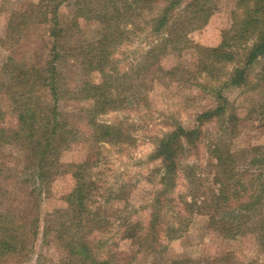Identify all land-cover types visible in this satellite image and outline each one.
Instances as JSON below:
<instances>
[{"label":"rangeland","instance_id":"rangeland-1","mask_svg":"<svg viewBox=\"0 0 264 264\" xmlns=\"http://www.w3.org/2000/svg\"><path fill=\"white\" fill-rule=\"evenodd\" d=\"M39 1L0 0V41L4 38L7 17ZM215 3L216 8L208 22L189 32L191 44L217 46L222 31L231 26L236 0H216ZM160 9L161 5H152L140 14L133 13L129 23L127 16L121 17L120 24L127 31L117 40L108 63L111 78L109 91L115 99L103 109L95 107L91 101L78 98L77 87L73 89L71 86L78 84L72 58L60 62L62 78L59 86L65 87L66 91L60 94L58 109L73 136L59 145L60 162L51 176L54 178L49 192H44L45 188L37 189L34 181L25 182L24 176L15 175L12 180L0 176V185L8 190L3 196L6 197L1 199L2 205L9 208L11 214L14 212L10 210L11 206L17 201H22L18 207L19 218L26 213L28 189L34 191L39 202V234L24 264H54L61 257L59 248L52 243V232L46 238L42 237L44 219L49 212L64 206L66 194L76 184L73 175L77 169L85 183L86 202L92 208H99L104 217L110 218L109 225L103 224L106 225L102 226L103 232L93 230L94 234L90 236L100 237L95 248L99 256L115 254L114 259L122 264H174L172 262L188 258L191 263L183 264H264V242H260L254 233L226 238L219 230L209 226L207 212L211 208L206 207L209 204L192 208L184 203V199L191 200L190 167L197 168V173H207L209 152L214 145H220L237 156L234 169L242 172L248 186L246 190L250 191L251 180L258 173V168L250 163L256 150L253 148L264 144V117L258 111L264 93L263 61L251 67L247 82L239 87L221 88L225 75L220 66L228 71L231 64L220 63L217 67L209 66L210 72L200 71L201 65H198L197 52L193 47L184 48L179 55L175 52L159 53L157 68L145 71L141 65L149 61V49L165 35L164 30L160 33L152 30L149 18ZM68 11L67 8L60 9L62 23L66 22ZM97 28L96 22H89L81 28L79 36L82 35L83 40L97 38ZM72 34L73 37L78 36L77 32ZM42 45L24 36L18 47L9 46L12 48L9 49L0 46V69L7 53L26 63L42 62L46 57ZM176 65L180 68L171 69ZM199 83L207 84V89L201 88ZM216 89H220L227 100L225 115L205 122L195 143L183 141L175 144L176 171L164 189L160 179L162 161L152 157L157 144L177 122L186 125L197 111L215 104ZM90 119H94V123L114 125V134L111 130L109 135L100 136L101 129L94 127V130ZM3 149L9 152L10 147L5 144ZM9 165L18 166L12 162ZM21 193L26 197L21 199ZM157 196L161 199V212H158L160 246L156 251L149 252L139 248L136 239L126 234L138 231L141 226L143 229L138 232V237L148 232L152 202ZM22 207L25 208L21 211ZM212 212L216 215L214 210ZM128 222L135 227L127 225ZM183 227L186 228L180 233ZM249 228L247 231L251 230ZM142 242V247L149 246L151 239Z\"/></svg>","mask_w":264,"mask_h":264},{"label":"trees","instance_id":"trees-1","mask_svg":"<svg viewBox=\"0 0 264 264\" xmlns=\"http://www.w3.org/2000/svg\"><path fill=\"white\" fill-rule=\"evenodd\" d=\"M215 2L216 0H40L23 11L12 12L7 17L0 46L18 47L22 37H31L34 42L43 44L46 57L42 62L26 63L7 53L1 63L0 176L5 180H12L15 175L24 176L25 182L34 181L37 189L45 188L44 192H49L54 178L51 176L60 162L59 145L73 136V131L67 129L64 116L58 109L60 94L66 91L65 87L59 86L62 78L60 62L72 58L75 63L78 84L71 86L73 89L77 87L75 90L80 95V100L91 101L100 109L113 102L115 97L109 91L111 78L108 63L117 40L127 31L120 24L122 16H127L129 23L133 13L140 14L152 5H161L160 11L149 18L153 24L152 30L158 33L164 30L165 35L149 49V61L141 65L145 71L157 68V54L175 52L179 55L184 48L193 47L197 52L198 65H201L200 71L210 72L213 66L217 67L220 63L232 65L228 71L220 66L225 75L221 88L243 86L254 64L262 60L264 66V0H236L232 24L222 31L221 41L217 46L191 44L189 32L208 22L216 8ZM61 8L69 10L64 23L59 18ZM89 22L97 23V38L83 40V36H79L81 28ZM72 32H77L78 36L73 37ZM179 68L180 65H176L171 69ZM64 84L68 86L65 80ZM199 86L204 89L208 87L204 83H199ZM215 101V104L197 111L188 124L177 122L170 133L157 144L152 157H158L162 161L163 173L160 179L164 189L176 171L175 144L183 141L195 143L205 122L225 115L227 100L220 89L215 91ZM91 110L90 112L94 111ZM258 111L264 117V93ZM232 116L236 118L235 115ZM233 117L229 119L234 120ZM89 122L94 130L101 129L102 137L109 135L111 130L112 135L114 134V125L94 123V119ZM5 144L10 147L9 152L4 151ZM179 148L182 150L181 145ZM223 148L220 145L211 148L207 173H197V168L190 167L191 200L184 199V203L192 208L209 204L206 206L211 208L207 212L209 226L219 230L226 238L252 232L260 242H264V144L253 148L256 150L250 163L258 168V173L251 180V188H255H250V191L246 190L248 186L242 172L234 169L237 156ZM9 162L14 166L18 165L16 167L20 169L10 166ZM73 176L76 184L63 197L64 206L49 212L44 219L42 237L46 238L52 232V243L61 252V257L54 264H122L114 259L115 254H96L95 248L100 237L90 236L94 234L93 230L103 232L102 226L109 225L110 218L104 217L98 211L99 208H92L86 202L85 183L78 169ZM29 184L25 185L29 187ZM28 192L26 213L19 218L18 207L22 201L11 206L10 210L14 211L11 214L1 200L6 197L3 196L8 190L0 185V264H24L34 248L40 229L39 202L32 189H28ZM20 195L21 199L26 197L24 193ZM158 212H161V199L157 196L152 202L148 232L138 237V232L143 229L141 226L138 231L126 234L127 237L136 239L139 248L149 252L156 251L160 246ZM105 223L107 224L103 225ZM127 225L135 227L129 222ZM247 228L251 230L247 231ZM144 239H151V244L142 247ZM186 262L191 263V259H179L172 263Z\"/></svg>","mask_w":264,"mask_h":264}]
</instances>
